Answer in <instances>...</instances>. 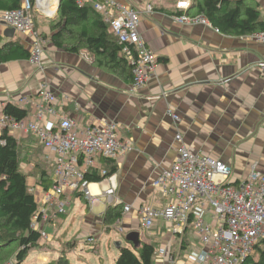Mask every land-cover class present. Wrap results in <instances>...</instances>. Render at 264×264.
Instances as JSON below:
<instances>
[{"label": "crops", "instance_id": "obj_1", "mask_svg": "<svg viewBox=\"0 0 264 264\" xmlns=\"http://www.w3.org/2000/svg\"><path fill=\"white\" fill-rule=\"evenodd\" d=\"M115 1L138 10L142 38L159 60L155 75L143 89L134 92L133 79L127 80L120 68L95 65L87 49L74 54L57 49L50 42L44 47L42 68L30 59L0 64V111L7 104H14L31 112L34 103L41 100L42 88L47 86L60 98L67 97L66 104L60 107L66 116L91 124L103 120L118 122L123 138L133 139L134 150L116 162L113 203L107 199L98 207L105 206L106 211L116 204L131 206L130 212L123 213L124 226L139 232L141 242L153 241L157 250H166L165 256L155 255V264H165L166 259L181 264L187 254L200 249L193 232L192 237L190 230L181 237L175 236L171 225L162 220L145 231L141 228L140 208L166 205V199L151 184L164 169L172 167L181 145L190 152H202L230 164L233 184L244 180L254 167L264 170V78L259 70L264 44L252 35L231 36L201 25L177 24V0ZM252 1L258 4L264 18V0ZM48 5L47 11L53 14L41 10L36 13L53 23L58 19L60 0H49ZM7 29L0 24L3 41L18 40L30 49L31 40L17 33L14 38H7ZM41 33L52 36L50 30ZM173 115L179 120H174ZM177 134L182 136V142H176ZM11 135L27 156L42 146L32 135ZM43 151L53 168V156L44 148ZM29 182L36 185L35 178ZM109 183H93L91 190L97 194ZM87 207L84 201H76L70 214L61 218L57 230L48 228L51 235L46 244H55V239L64 234L102 237L98 218L105 211L100 215L87 214ZM102 248L101 245L97 253L85 251L79 257L72 251L68 258L73 264H116L117 250ZM50 253L35 260L50 259ZM59 257L60 254L56 261Z\"/></svg>", "mask_w": 264, "mask_h": 264}, {"label": "built area", "instance_id": "obj_2", "mask_svg": "<svg viewBox=\"0 0 264 264\" xmlns=\"http://www.w3.org/2000/svg\"><path fill=\"white\" fill-rule=\"evenodd\" d=\"M77 3L93 5L103 16L121 46L119 55L131 65L133 91L143 89L155 75L159 60L142 38L138 10L115 0H77ZM46 5L49 7L48 1L22 0L19 9L0 11V24L32 41L28 45L30 61L40 68L44 41L36 30L35 13L41 10L47 15L53 14L47 11ZM176 7L183 12L174 16L177 24L201 25L219 32L204 15L188 14L189 1L181 0ZM252 36L264 44V33ZM259 70L264 78V60L259 63ZM39 95L41 100L34 103L23 120L0 111V134L7 130L10 134L32 135L54 158V183L37 196L40 212L32 223L33 229L41 233L44 245L50 240L48 228L57 230L61 218L70 214L76 201H84L92 209L107 199L113 203L116 186L101 162H117L134 150V141L123 138L116 121L91 124L66 116L60 107L66 104L67 97L60 98L47 86ZM172 117L179 120L177 115ZM175 140L182 142L183 138L177 134ZM95 169L106 178L97 186L110 182L97 194L91 190L93 183L87 180V174ZM232 175V166L223 160L179 146L172 167L164 169L151 184L166 199V205L141 207V228L150 231L162 220L171 225L170 231L175 236L192 231L200 249L187 254L181 264H243L264 240V170L254 167L237 184L231 182ZM37 189L35 185L31 192L36 194ZM130 211L131 206L124 207V212ZM117 226L116 235L120 236L124 233L122 219ZM96 243L95 237L86 240V246ZM156 255L165 256L166 250H157ZM165 264H175V260L166 259Z\"/></svg>", "mask_w": 264, "mask_h": 264}, {"label": "trees", "instance_id": "obj_3", "mask_svg": "<svg viewBox=\"0 0 264 264\" xmlns=\"http://www.w3.org/2000/svg\"><path fill=\"white\" fill-rule=\"evenodd\" d=\"M35 2V0H33ZM178 2L181 0H177ZM190 2V16L204 15L212 26L225 35L249 36L264 33V18L258 4L252 0H187ZM22 0H0V11H12L21 7ZM180 11V10H179ZM183 14L182 11L178 13ZM59 22L52 29L50 42L69 53L79 54L87 49L99 67L120 68L121 74L131 79V65L119 55L121 46L109 30V25L93 5H79L77 0H60ZM36 25V18H35ZM37 28V27H36ZM44 38V34H40ZM0 35V64L18 60H29L31 53L18 40L3 41ZM3 111L18 120H23L29 111L14 104H7ZM38 141V139L35 137ZM24 148L7 130L0 134V251L17 245L16 264H24L32 250L39 248L41 233L32 227L33 218L40 212L37 195L29 176L33 172L35 184L47 191L53 185V174L37 161L43 152L38 146L31 156L34 167L25 174L22 169ZM107 176L117 172V164L103 160ZM52 168V166H51ZM106 178L98 169L87 174L91 183H100ZM124 206H110L103 214L105 226L115 224L123 218ZM184 246V245H183ZM264 240L257 246L258 257L251 256L243 264H264ZM158 245L155 242H141L139 247H120L116 264H155ZM55 264H73L68 252H63Z\"/></svg>", "mask_w": 264, "mask_h": 264}, {"label": "rangeland", "instance_id": "obj_4", "mask_svg": "<svg viewBox=\"0 0 264 264\" xmlns=\"http://www.w3.org/2000/svg\"><path fill=\"white\" fill-rule=\"evenodd\" d=\"M37 12L39 13L40 11H37ZM35 18H36V27H37L36 30L38 33H40L41 30H47V31L50 30L52 32V29L55 27V24L59 22V19L57 20L55 19L54 22L51 23L50 19H47L45 16H41L40 14H37V13H35ZM43 34H44L43 40L45 42L44 47H47L50 44L51 36L46 33H43ZM21 156H22L21 169L25 174L28 175V173L31 172V170L33 169L35 165L33 158L37 160V157L31 156V155L27 156L24 150ZM38 158L39 160L37 161L41 164L42 167L44 166L46 170L50 173L51 171L50 160L44 154V151L40 154ZM51 172H54V168H52ZM30 174L32 175L29 176V179H32L35 177V175H33V172H31ZM37 187L39 188L37 189V191L40 192L42 188L39 186ZM104 208L105 206L96 207L94 209H92L91 207H87L86 213L87 214L94 213L95 215H100L101 213L105 211ZM117 222L110 226H105V223L103 222V214H102V216L98 218V223L101 228L102 237L100 236L96 238V235L93 236L96 238V241H97V243L94 246H88V247L84 246L86 245L87 238H83L78 235H75L74 237H67V234H64V235H61V237H57L55 239V244H44V245H41L39 248L32 250L24 264H55L57 262L56 261L57 256L59 254L61 255L63 252L71 253L73 251L76 254V256L79 257V256H83V253L85 251L97 253L101 245L103 246L102 250H105V246H108L109 249L117 250V256H118L121 246L122 247L134 246V244H130V241L128 240V235L135 232V229L126 228V226H124L125 224H123L124 233L120 236L116 235L117 227H118ZM145 231H149V230H145ZM189 236L191 237L193 236L191 231L189 232ZM77 237L79 238L76 239ZM107 240L109 241L106 244H104L103 242ZM118 241L121 244L120 246L118 245ZM18 251H19V247L17 245H12V246L7 247L6 249L1 250L0 251V264H16V254L18 253ZM45 252H51L49 254V256L51 257L50 259H47V260L42 259L41 261L35 260L36 258L38 259V256H41V255L46 256ZM253 256L258 257V254L255 252ZM95 260L96 262L97 261L101 262L100 259L95 258ZM72 261L75 262L74 257Z\"/></svg>", "mask_w": 264, "mask_h": 264}, {"label": "water", "instance_id": "obj_5", "mask_svg": "<svg viewBox=\"0 0 264 264\" xmlns=\"http://www.w3.org/2000/svg\"><path fill=\"white\" fill-rule=\"evenodd\" d=\"M40 1H49V0H40ZM59 8L60 6H58V9ZM15 35H16V30L13 28H8L6 32L4 33V36H6L7 38H11V39L14 38ZM139 237H140V233L135 231L128 235V240L130 242H133L134 246L139 247L141 245V241L139 240Z\"/></svg>", "mask_w": 264, "mask_h": 264}]
</instances>
